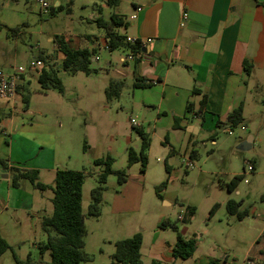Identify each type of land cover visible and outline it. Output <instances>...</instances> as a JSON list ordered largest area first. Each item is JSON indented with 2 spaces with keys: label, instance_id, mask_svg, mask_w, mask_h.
<instances>
[{
  "label": "rangeland",
  "instance_id": "1",
  "mask_svg": "<svg viewBox=\"0 0 264 264\" xmlns=\"http://www.w3.org/2000/svg\"><path fill=\"white\" fill-rule=\"evenodd\" d=\"M96 3L100 1L65 2L62 9L56 8L55 14L40 13L39 7L35 16L27 21L26 32L18 41L21 52L13 63L15 67L25 69L26 92L30 95L31 105L48 110L52 121L56 115L63 121L62 150L70 152L67 166L86 173L83 210L88 234L85 250L93 259L83 264H111L115 241L138 232L145 235L144 264H152L154 260L162 264H203L205 257L221 259L224 264L226 255L229 263H247L252 255L251 244L261 238L260 246L264 245V117L253 131L256 141L250 148L241 146L250 139L241 127L219 126L209 119L201 131L192 136V142L188 141L189 135L185 138L173 156L166 149L165 141L151 134L152 148L145 172L141 170V162L130 165L128 148L140 151L136 147L139 143L137 130L131 119L142 123L147 131L153 129L154 119L149 112L145 113L134 104L132 77L119 73L127 69L120 63L122 51H110L101 46L93 56L99 58L90 64L91 74H72L63 69L62 58L54 46L55 38L63 36L71 46L85 47L89 44L87 35L94 38L103 32L93 18ZM104 16L109 19V12ZM117 29L126 32L124 26ZM50 56H53L50 66L62 80L63 93L51 90L42 94L40 68L31 67L32 61ZM108 62H112V66ZM112 78H129V81L118 99L108 101L106 87ZM16 103L24 107L23 95L17 97ZM11 110L12 105L8 112ZM193 150L198 154L194 159L190 157ZM107 156L114 159V169L126 170L127 181L120 183L116 174H109L104 184L101 214L89 215L92 190L99 184L98 177L104 168L94 161ZM187 161L192 164L187 166ZM248 161L256 164L255 170L248 171ZM166 164L171 166L170 175ZM235 175H242V178L235 190L228 191L223 184ZM168 177V185L159 196L156 187ZM45 192L53 196L52 190ZM229 200L240 203L239 210L249 213L243 219L231 214L227 208ZM188 206L195 207L193 216L188 214ZM163 220L176 222L185 238L197 239L195 258H179L176 262L167 259L169 245L176 241L177 231L170 227L160 228ZM0 231L13 247L0 257V264H15L14 252L23 259L30 254L34 264H50V253L42 255L33 246V240L14 241L5 228ZM156 231L159 233L157 237ZM46 238L45 234L42 240Z\"/></svg>",
  "mask_w": 264,
  "mask_h": 264
},
{
  "label": "crops",
  "instance_id": "2",
  "mask_svg": "<svg viewBox=\"0 0 264 264\" xmlns=\"http://www.w3.org/2000/svg\"><path fill=\"white\" fill-rule=\"evenodd\" d=\"M45 1L47 8L40 0H0V68L6 73H14L18 68L13 63L20 55L18 41L26 32L28 19L35 16L39 7L40 13L55 14L56 8H63L71 0ZM99 1L93 13L95 20L106 19L108 11L110 17L117 14L127 23L126 32L119 31L120 34L152 39L133 61L124 60L127 49H119L123 53L120 63L127 68L119 73L132 77L134 104L154 119L153 129L146 131L165 141L166 149L175 155L188 135V141L192 142V136L209 119L212 124L225 123L229 113L240 105L244 124L239 127L249 134L252 144L256 141L253 131L264 117V0H118L117 4ZM15 27L21 29L10 34L9 29ZM102 31L94 38L89 35L88 47L95 51L101 46L108 48ZM54 44L63 60L55 40ZM39 59L46 67L51 65L53 56ZM246 60L252 64L250 73L244 65ZM108 65L112 66V62ZM138 78L141 83L150 84L134 86ZM113 79L123 80L125 85L129 81V78ZM27 83L25 74H21L17 94L0 98V161H6V166L0 162V229L5 228L14 241L33 240L38 249L46 234L42 217L52 214L53 196L26 178L14 186L13 169L38 171L42 183L52 184L57 170L69 168L70 152L62 150L63 121L59 116L52 121L48 110L34 108L31 99L27 107L25 102L24 107L17 106V97L27 94ZM51 90L56 89L40 92L48 94ZM204 99L205 104L200 107ZM190 101L192 111L187 110ZM11 105L13 110L8 112ZM176 118L180 119L178 128ZM131 122L136 123L135 128L143 127L134 118ZM137 140L136 147L141 148L138 133ZM151 148L152 142L148 153ZM253 165L255 170L256 164ZM84 188L85 183L83 200ZM236 192L240 194V190ZM158 234L156 231V237ZM142 237L141 253L145 235ZM260 240L250 246L252 255L248 260L254 264H264V245L260 246ZM175 243L168 248L167 259L171 262L177 261L172 254ZM195 253L190 258H195ZM223 258L224 264H234L228 262L227 255ZM211 259L218 258L205 257L202 262L208 264Z\"/></svg>",
  "mask_w": 264,
  "mask_h": 264
},
{
  "label": "trees",
  "instance_id": "3",
  "mask_svg": "<svg viewBox=\"0 0 264 264\" xmlns=\"http://www.w3.org/2000/svg\"><path fill=\"white\" fill-rule=\"evenodd\" d=\"M118 3V0H108V4ZM69 4H72V0ZM62 9V7H61ZM70 11V7H68ZM54 13V12H53ZM96 22L100 28L105 32V38L107 41V47L110 51L115 49H127L128 51L139 54L142 53L143 47L139 44H132L127 41V36L119 33L118 27L125 26L127 23L122 16L113 14L109 20L99 17ZM21 27L10 28L9 32L16 33ZM87 39L91 37L86 36ZM55 42L58 45V50L63 53L62 67L69 73L84 72L91 74L93 69L90 67L92 58L95 53V48L85 47H73L67 39L63 36L55 38ZM41 58V57H40ZM43 59V58H42ZM246 71L251 72L252 64L249 61L244 62ZM39 81L41 84V90L47 91L49 89H56L58 92H64V86L62 80L57 75L56 70L47 64L46 67H42L39 73ZM150 83H141L140 79L134 83V86L148 85ZM125 87V81L123 80H110L109 85L106 88V95L108 101L118 99ZM25 107L28 106L30 95L27 93L23 97ZM205 104V99L201 102L200 107ZM193 103L190 101L187 106L188 111H192ZM176 128L179 127V118H176ZM227 125L232 128H236L244 124L243 107H239L232 110L225 123L217 121V125ZM137 133L141 137V148L137 152L133 147L128 148L129 164L132 165L136 162L142 163V172H145L146 164L148 161V150L150 148L152 137L144 127H136ZM173 151L170 152L172 156ZM198 156L194 150L190 152L192 159ZM6 166V161H0ZM96 165H102L103 171L99 174V184L92 190V201L88 207V214L93 216H99L101 214V206L103 202V190L104 184L107 181L109 174L114 173L117 175L118 181L124 183L127 181V173L125 169H114V159L111 156L95 159ZM166 170L168 175L171 174V166L166 164ZM13 185L17 186L21 178L29 179L36 188L41 190L51 189L53 191L52 203L53 212L51 215H44L42 217V229L45 231L47 238L45 241L38 243V249L42 255L49 252L51 255L50 264H83L93 259L92 255L85 250L86 235L88 230L86 227L85 213L83 210V186L86 180V173L84 170L77 169H59L57 170L54 184H45L39 180L38 171L34 170H19L13 169ZM242 178V175H235L228 183L223 185L228 191L236 189L238 181ZM169 177L166 181L160 183L157 187V193L161 196V192L167 187ZM238 202L229 200L227 202L228 211L231 214H237L239 219H243L248 212L246 210H239ZM217 204L213 207L216 208ZM187 212L190 216H193L195 212L194 206H188ZM160 228H172L177 231V240L173 246V257L175 259H188L192 257L197 249V239L195 237L185 238L180 232L176 222L170 220H163L160 223ZM143 237L140 232L134 234L131 237L119 239L115 241V252L112 254L111 264H144L142 260V247ZM13 250L12 245L2 236L0 231V257L7 251ZM15 264H34L33 257L29 254L25 259L19 257L17 253H13ZM152 264H161L160 261L154 260ZM208 264H219L218 259H211Z\"/></svg>",
  "mask_w": 264,
  "mask_h": 264
},
{
  "label": "built area",
  "instance_id": "4",
  "mask_svg": "<svg viewBox=\"0 0 264 264\" xmlns=\"http://www.w3.org/2000/svg\"><path fill=\"white\" fill-rule=\"evenodd\" d=\"M44 8H47L48 3L45 0H40ZM141 8H138L140 10ZM136 15H134L135 17ZM187 14H184V17H186ZM127 41L132 44H139L142 47L146 46L147 43L151 42V38H140V37H132L127 36ZM136 57V54L132 52H128V54L125 56L124 60L127 61H133ZM98 59V57H96ZM43 61L41 59H37L35 61H32L31 67L32 69H38L43 67ZM25 72V69L22 66H19L14 73L8 74L6 73L2 68H0V98H12L17 94L19 81L21 79V74ZM136 125V123L134 124ZM232 133V130L229 131ZM191 161H187L186 165H191ZM247 169L248 171L254 170V165L252 162H247ZM247 181V180H246ZM183 216L181 215L180 218ZM247 264H254L253 261L249 260Z\"/></svg>",
  "mask_w": 264,
  "mask_h": 264
},
{
  "label": "water",
  "instance_id": "5",
  "mask_svg": "<svg viewBox=\"0 0 264 264\" xmlns=\"http://www.w3.org/2000/svg\"><path fill=\"white\" fill-rule=\"evenodd\" d=\"M243 148H245V147H251V142H250V139L249 140H247V141H245V142H243L242 143V145H241Z\"/></svg>",
  "mask_w": 264,
  "mask_h": 264
}]
</instances>
